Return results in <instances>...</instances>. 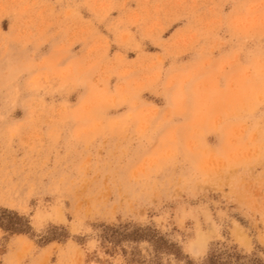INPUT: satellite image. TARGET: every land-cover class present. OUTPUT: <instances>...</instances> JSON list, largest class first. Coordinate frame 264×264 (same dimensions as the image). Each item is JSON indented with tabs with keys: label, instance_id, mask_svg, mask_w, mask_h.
Instances as JSON below:
<instances>
[{
	"label": "clouds",
	"instance_id": "9594fccd",
	"mask_svg": "<svg viewBox=\"0 0 264 264\" xmlns=\"http://www.w3.org/2000/svg\"><path fill=\"white\" fill-rule=\"evenodd\" d=\"M32 199L0 264H264V0H0V209ZM118 215L175 248L104 256Z\"/></svg>",
	"mask_w": 264,
	"mask_h": 264
},
{
	"label": "rangeland",
	"instance_id": "374dc122",
	"mask_svg": "<svg viewBox=\"0 0 264 264\" xmlns=\"http://www.w3.org/2000/svg\"><path fill=\"white\" fill-rule=\"evenodd\" d=\"M166 38V37H165ZM51 198L45 197L44 203H50ZM168 207H173L169 205ZM41 204L36 200L32 199L29 201V213L28 216H20L15 211H9L7 209H0V222L4 220L8 221V227L11 228L12 231L17 233H28L31 229L28 226L29 217L35 214L37 211L41 210ZM154 211H149L148 216L149 219L155 215H158ZM232 218L236 220V222L242 228H249V222L240 216L237 213L232 214ZM93 228H101L102 235L100 237L101 244L100 247L103 250V254L106 257H112L115 255L116 248L122 247L123 245H128V247H132L133 251L136 252L138 246L142 242H147L148 244L153 245L157 251H171L175 248V245L169 244L168 241L162 236L159 230L156 229L154 223H150L148 225H141L137 221L132 218H123L121 216H117L115 221L112 223H99L93 224ZM186 228L192 227V222L188 221L185 225ZM230 227V225H229ZM56 238H62L63 233L57 232L55 229L52 230ZM180 231L175 224L172 226V232ZM222 234L227 236L228 233L226 230H222ZM183 235V233H181ZM191 235V233L189 234ZM108 244L112 245V248L108 247ZM235 248V246H233ZM218 259L214 257V260ZM97 264H106L105 261H101L99 257H97Z\"/></svg>",
	"mask_w": 264,
	"mask_h": 264
}]
</instances>
